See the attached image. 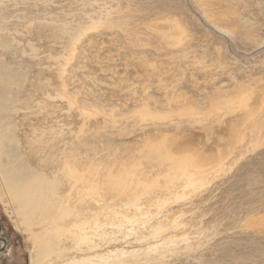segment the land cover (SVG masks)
I'll return each instance as SVG.
<instances>
[{
  "label": "rangeland",
  "instance_id": "obj_1",
  "mask_svg": "<svg viewBox=\"0 0 264 264\" xmlns=\"http://www.w3.org/2000/svg\"><path fill=\"white\" fill-rule=\"evenodd\" d=\"M0 18L29 106L5 123L44 120L58 183L39 223L0 176V264H264V0H0Z\"/></svg>",
  "mask_w": 264,
  "mask_h": 264
},
{
  "label": "bare ground",
  "instance_id": "obj_2",
  "mask_svg": "<svg viewBox=\"0 0 264 264\" xmlns=\"http://www.w3.org/2000/svg\"><path fill=\"white\" fill-rule=\"evenodd\" d=\"M9 25L8 20L0 18V160L5 156V162L0 163V176L4 181L3 186L6 187L13 200L21 207L22 213L26 215L31 212H41L43 214L39 222L41 223V221L48 218V213L54 206V202L46 197L44 193L55 189L58 183L46 176V167L39 161V157H42L45 151L41 146V138L44 132L41 130V126L44 120L39 117L34 118L32 123L35 124L31 125L29 121L33 119L28 118V114L24 113L16 116L19 122L24 124L21 125L18 131L13 125L5 123L6 120L8 122L15 120L14 116L17 114L18 109H15L14 105L17 102L20 103L19 111L20 109L26 111L29 107L28 97L25 98L27 93L26 88H24L25 77L20 75L22 72L19 71V74L15 71L14 61L10 56L9 49L12 34ZM18 136L36 137L37 151L30 147V140H28L24 141L25 148L28 150L22 152L16 145V137ZM55 202L58 204V200ZM46 234L49 235V233Z\"/></svg>",
  "mask_w": 264,
  "mask_h": 264
},
{
  "label": "flooded vegetation",
  "instance_id": "obj_3",
  "mask_svg": "<svg viewBox=\"0 0 264 264\" xmlns=\"http://www.w3.org/2000/svg\"><path fill=\"white\" fill-rule=\"evenodd\" d=\"M12 244V238L10 234L7 232V230H4L0 226V258L3 253L6 252L7 248L11 246Z\"/></svg>",
  "mask_w": 264,
  "mask_h": 264
}]
</instances>
